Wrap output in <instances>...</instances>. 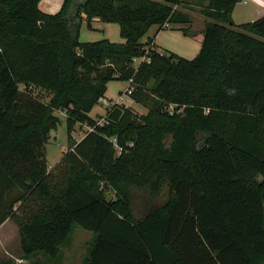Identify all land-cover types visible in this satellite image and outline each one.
<instances>
[{
	"label": "trees",
	"instance_id": "16d2710c",
	"mask_svg": "<svg viewBox=\"0 0 264 264\" xmlns=\"http://www.w3.org/2000/svg\"><path fill=\"white\" fill-rule=\"evenodd\" d=\"M241 1L209 0L187 60L143 42L153 27L193 37L183 0H64L53 15L0 0V226L14 222L23 260L59 264L79 226L96 235L85 264H264V15L235 29ZM81 15L124 43L81 42ZM118 81L146 114L112 103L98 125ZM55 113L69 150L49 169ZM76 125L92 128L78 142ZM163 189L136 218L133 196Z\"/></svg>",
	"mask_w": 264,
	"mask_h": 264
},
{
	"label": "rangeland",
	"instance_id": "374dc122",
	"mask_svg": "<svg viewBox=\"0 0 264 264\" xmlns=\"http://www.w3.org/2000/svg\"><path fill=\"white\" fill-rule=\"evenodd\" d=\"M208 3L209 0H183L182 10L188 13L192 19V28L190 32L192 34H197L196 36H200L201 38L202 33L199 32V28H202L206 21L205 17L201 14V11L207 8ZM261 14V9L256 6L253 0H246L245 3L241 1L236 5L231 17L235 29H237L242 24L254 22L261 17ZM96 35L95 32H81L80 41L84 43L92 42L93 39L97 38ZM148 35L143 39V42L149 37ZM139 63V59L135 60L134 66H138ZM127 88L128 82L118 81L109 83L105 94L107 105L100 102L97 107L98 110H95L93 116L95 117L97 114L101 115H97L95 120H100L109 108L110 103L117 100L120 92H122L121 94H124ZM20 90L24 92L22 86H20ZM30 92L32 93V96L37 99L45 101L47 98V95L41 93L38 89L33 88ZM129 100L130 99L127 96H124L122 103L125 105L129 103ZM132 108L139 115L146 114V110L140 106H135L133 104ZM55 116L58 117L60 123L58 124L57 129L50 133L49 140L45 144V158L49 169H53L60 162L63 155L69 150L66 119L64 115L60 113H55ZM86 132L87 126L76 125L72 134L74 141H80L85 136ZM167 145H169V142ZM167 198L168 193L166 189H163L160 196L151 200L149 203H147L140 194H135L133 196V211L135 217L139 218L142 216L148 205L162 204ZM95 238V234L86 232L79 226H74L69 236L67 246L62 249V256L59 264H85L89 255V250L92 247ZM19 244L20 240L17 227L13 221L8 220L2 225V227H0V264H23V262L18 261V258L22 256ZM45 260L46 259L39 258V264H50ZM26 264L28 263L26 262Z\"/></svg>",
	"mask_w": 264,
	"mask_h": 264
},
{
	"label": "crops",
	"instance_id": "0c3cea01",
	"mask_svg": "<svg viewBox=\"0 0 264 264\" xmlns=\"http://www.w3.org/2000/svg\"><path fill=\"white\" fill-rule=\"evenodd\" d=\"M63 1L64 0H41V2L39 3V9L43 13L53 15V14H56L61 9ZM196 1H198V0H196ZM245 2H246V0H245ZM253 2L256 4V6H258L261 9V11H262L261 16H263L264 15V0H253ZM182 7H183V5L178 6L177 9L180 11H183ZM183 12H185V11H183ZM91 28H92V30H89L87 28L86 19H85V16L83 15L80 33L84 32V31H89V32H95L97 34L96 35L97 38L93 39L92 42H85V43H93V42H98L101 40H108L112 43H124V40H122L120 38V35H119V27L115 24H105V23H101L97 20H94L91 23ZM178 28H180V27L179 26H173L171 28V26H167L165 29L157 32V27H153L149 30V32H148L149 35L147 34L149 37H147V38H153L154 37V39H153L154 48L158 52L167 51V52L174 53V54H176V55H178L184 59L192 60L198 55V53L200 51L201 42H202L203 37L201 38L200 36H196L197 34H192L193 37H186L178 30ZM191 28H192V25H191ZM203 28H204V26H202V28H199L200 29L199 32L202 33ZM80 33H79V39H80ZM121 93L122 92L119 93V95H118L119 97L122 96ZM119 97L117 98L116 101H113L112 103H116L118 101ZM105 98H106V95H105ZM105 98L100 102L107 105ZM100 102H99V104H100ZM112 103H110V105ZM126 105L128 107H132L133 102L131 100H129V103H127ZM97 107H98V105L89 114L90 118L95 119L97 115H101V114H97V115H95V117L93 116V113L95 112ZM6 222L7 221H5L2 225H4ZM2 225L0 227H2ZM18 261L23 262V264H26V262H27V261L23 260L21 257L18 258Z\"/></svg>",
	"mask_w": 264,
	"mask_h": 264
},
{
	"label": "built area",
	"instance_id": "2783aa9c",
	"mask_svg": "<svg viewBox=\"0 0 264 264\" xmlns=\"http://www.w3.org/2000/svg\"><path fill=\"white\" fill-rule=\"evenodd\" d=\"M242 2L245 3V0H242ZM130 92H131V89H130L129 86H128V88L125 90L124 94H122V96L119 97V99H118V101L116 102V104H123V103H122V102H123V97H124V96H127V97H128V95L130 94ZM128 98H129V97H128ZM125 106L128 107L126 104H125ZM103 123H105V122H104V120H102V119L99 120V121H97V124H98V125H102ZM91 131H92V128L87 127V132H86V134H87V133H90ZM110 142L112 143L114 149H115L117 152L120 151V149H119V147H118V144H117V139H116V138H112V139L110 140Z\"/></svg>",
	"mask_w": 264,
	"mask_h": 264
},
{
	"label": "water",
	"instance_id": "95a60500",
	"mask_svg": "<svg viewBox=\"0 0 264 264\" xmlns=\"http://www.w3.org/2000/svg\"><path fill=\"white\" fill-rule=\"evenodd\" d=\"M202 144H203V143H202ZM202 144H200V145H199V147H201V146H202Z\"/></svg>",
	"mask_w": 264,
	"mask_h": 264
}]
</instances>
